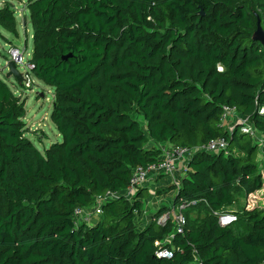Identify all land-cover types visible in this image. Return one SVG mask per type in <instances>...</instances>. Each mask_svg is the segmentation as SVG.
<instances>
[{
    "label": "trees",
    "instance_id": "obj_1",
    "mask_svg": "<svg viewBox=\"0 0 264 264\" xmlns=\"http://www.w3.org/2000/svg\"><path fill=\"white\" fill-rule=\"evenodd\" d=\"M25 7L32 72L53 89L50 118L61 138L35 145L24 99L0 76V264H264V207L250 198L264 185V137H256L264 135V50L251 38L257 18L264 28V0ZM16 25L11 1L0 0V26L17 33ZM224 105L237 111L232 124ZM239 116L255 135L240 129ZM217 137L224 149L200 148ZM165 143L193 148L178 183L157 189L173 190V203L196 199L182 232L171 218L158 221L163 207L138 222L147 186L122 192ZM108 190L118 194L101 202L95 221L75 225L74 209ZM239 193L248 201L234 208ZM223 212L236 220L221 225ZM165 247L172 255L158 256Z\"/></svg>",
    "mask_w": 264,
    "mask_h": 264
},
{
    "label": "rangeland",
    "instance_id": "obj_2",
    "mask_svg": "<svg viewBox=\"0 0 264 264\" xmlns=\"http://www.w3.org/2000/svg\"><path fill=\"white\" fill-rule=\"evenodd\" d=\"M10 1L15 9L17 33L8 31L0 26V76L9 83L14 91L20 93L21 97L24 99V119L26 120L29 129L27 135L39 149L43 150L44 147L61 138L60 133L50 118L53 89L49 84H46L37 78L30 69H28V72L30 73L29 79L27 81L24 80L25 82L23 81V86L17 82L13 75H10L9 77L5 76V63L10 59V50L12 48L18 47L24 50V63H26L27 60L29 61L32 53V24L29 12L25 7L27 0ZM18 68L22 72L26 69V65H19ZM133 115L138 117L140 124L144 126L142 116L136 113H133ZM224 124L227 125L226 123ZM256 137L262 140L264 135L257 134ZM166 146H168V144H166ZM260 157L261 155L259 154V158ZM259 165L264 173V159H262V157ZM182 166L183 165H181L179 161L177 166L178 177L183 173ZM157 185L158 184H154L153 186L147 185V190L152 188L150 196L148 195V199L144 201V207H146L147 203L150 207L146 210L150 211L147 217H149L150 214L154 215L160 207H163L164 210L162 213L164 214L172 202L170 195L168 194L169 192L159 193L156 189ZM237 197V200L232 205L234 208H239L242 204L244 205L248 201V196H245L243 193H239ZM250 198L252 199L251 205L264 207V185L252 193ZM195 212L196 211H193L192 213ZM96 218L97 214H94L90 221L93 222V219ZM137 220L139 222L144 219H141L140 215H137Z\"/></svg>",
    "mask_w": 264,
    "mask_h": 264
},
{
    "label": "built area",
    "instance_id": "obj_3",
    "mask_svg": "<svg viewBox=\"0 0 264 264\" xmlns=\"http://www.w3.org/2000/svg\"><path fill=\"white\" fill-rule=\"evenodd\" d=\"M16 50V51H14ZM16 52V53H15ZM24 50L14 47L10 50V58L15 61L16 66L19 65H26V69L22 71L25 80L27 81L29 78L28 69L33 67L32 63L28 60L24 63L23 57ZM224 112L222 116L225 118L228 115H236L237 111L233 106L224 105ZM262 110V109H261ZM240 121V129L244 132H248L250 134L255 135V129L246 121V117H238ZM227 146V140L224 137H217L209 140L206 144L201 145V149L209 150V151H216L219 149H224ZM193 148L188 146H182L178 144H172L163 148L161 156L152 162H150L145 167L143 166H136L132 170V174L129 180V184L127 187L122 191L128 197L134 195L135 191L137 190L138 186L142 184H146L148 179L152 175L161 174L165 177L170 179V182L178 183V178L176 177V170L178 166V162L182 164L183 162L188 159L189 155ZM184 166V165H183ZM182 166V167H183ZM117 192L106 191L103 195H99L96 198L95 203L88 207H77L74 209L73 212V222L74 224H78L81 221H90L94 214H98L101 211V202L108 197L116 196ZM196 199L191 200H181L177 203L171 202L168 206V210L163 214L158 216L159 222H164L168 218H171L175 222V228L177 232H182L183 227L186 223V218L184 215V209L190 205L194 204ZM237 215L234 212H223L218 215V221L221 225H227L236 220ZM172 235L165 236L167 238L171 237ZM158 256H171L172 251L170 248H161L156 251Z\"/></svg>",
    "mask_w": 264,
    "mask_h": 264
},
{
    "label": "crops",
    "instance_id": "obj_4",
    "mask_svg": "<svg viewBox=\"0 0 264 264\" xmlns=\"http://www.w3.org/2000/svg\"><path fill=\"white\" fill-rule=\"evenodd\" d=\"M235 118V116H229L228 117V119L226 120V122L225 123H227L228 125L229 124H232L233 123V119ZM161 144H164V143H161ZM165 145H166V143H165ZM164 145V146H165ZM170 145V144H169ZM175 174H176V177L178 178V172H177V170H176V172H175ZM169 183H171L170 182V179L168 178V177H165V176H162L161 174H156V175H152L149 179H148V181L146 182V184L144 185V186H147V185H151V186H153L154 184H158L157 185V187H156V189H158V188H160V187H166ZM148 187V186H147ZM152 190V188H150L149 190H148V195L150 196V194H151V191ZM169 193V195H170V199H171V201H172V198H173V196H174V191L173 190H170V191H168ZM147 195V197L143 200V210H142V212H141V214H140V217H141V219H144V220H142V221H139L141 224H144V223H147V222H149L152 218H153V214H150V216L149 217H147L148 216V213L150 212V211H146L147 209H149L150 207H149V205H147L146 204V207H144V201L146 200V199H148V196ZM152 215V216H151ZM93 221H95L94 219H93Z\"/></svg>",
    "mask_w": 264,
    "mask_h": 264
},
{
    "label": "water",
    "instance_id": "obj_5",
    "mask_svg": "<svg viewBox=\"0 0 264 264\" xmlns=\"http://www.w3.org/2000/svg\"><path fill=\"white\" fill-rule=\"evenodd\" d=\"M251 38L254 40H258L262 44L264 50V28L262 27L259 18H257L256 28L253 30ZM5 66H6L5 76L9 77L10 75H13L18 83H22L23 74L16 66L15 61L9 59L5 63Z\"/></svg>",
    "mask_w": 264,
    "mask_h": 264
},
{
    "label": "bare ground",
    "instance_id": "obj_6",
    "mask_svg": "<svg viewBox=\"0 0 264 264\" xmlns=\"http://www.w3.org/2000/svg\"><path fill=\"white\" fill-rule=\"evenodd\" d=\"M14 51H16V50H14ZM15 53H16V52H15ZM10 59H11V58H10ZM29 62H30V61H29ZM17 67H18V66H17ZM30 70L32 71V67L30 68ZM22 74H23V73H22ZM29 75H30V73H29ZM28 79H29V78H28ZM24 80H25V77L23 76V81H24ZM23 81H22V82H23ZM25 81H26V80H25ZM25 81H24V82H25ZM168 146H169V145H168ZM164 147H166V145L163 146V148H164ZM190 155H191V154H190ZM190 155H189V157H190ZM189 157H188V158H189ZM187 160H188V159H187ZM187 160L185 161V163L187 162ZM185 163L183 162L181 165H184Z\"/></svg>",
    "mask_w": 264,
    "mask_h": 264
}]
</instances>
